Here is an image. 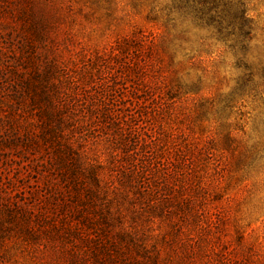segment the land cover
I'll use <instances>...</instances> for the list:
<instances>
[{
  "label": "rangeland",
  "instance_id": "rangeland-1",
  "mask_svg": "<svg viewBox=\"0 0 264 264\" xmlns=\"http://www.w3.org/2000/svg\"><path fill=\"white\" fill-rule=\"evenodd\" d=\"M52 104L111 196L133 173L126 264H264V0H0V264H67Z\"/></svg>",
  "mask_w": 264,
  "mask_h": 264
},
{
  "label": "trees",
  "instance_id": "trees-1",
  "mask_svg": "<svg viewBox=\"0 0 264 264\" xmlns=\"http://www.w3.org/2000/svg\"><path fill=\"white\" fill-rule=\"evenodd\" d=\"M81 84L83 86H94L93 83ZM102 91L96 92L97 97L103 95ZM57 106L55 104L51 105V122L53 121L54 125H51L49 132H51V142L57 145L56 169L61 181L64 183L63 193L67 201L65 204L69 206V212L53 227V236L62 245H65L66 242L71 244L68 249L60 246L62 250H58L64 256L67 264H86L88 260H91L92 264H126L125 260L122 259V253L119 252L117 247L122 239L116 242L117 240L114 237L109 236L106 229L102 227V221H107L104 218L108 217L107 226L105 227H108V223L111 226L113 222L117 221L114 215L115 212L112 209V205L116 200L119 207L124 206L122 204L124 201L127 203L125 207L131 206L128 188L132 183H135L133 173L118 171L117 174L120 179L128 187L125 188V185L119 182L118 187L115 189L117 195L113 194L111 196L107 182L103 180V173L104 170L107 173L110 170L112 171L113 164L110 163L111 167H106L98 161L93 164L83 162V154L74 149L70 141L62 137L65 125L76 121L74 109ZM82 117L80 120L84 123H81V128L87 125V122L84 121L85 118L96 117L102 123L108 120L107 111L104 112L98 109L95 104L87 106ZM144 144L145 147H141L142 151L146 150L147 145L145 142ZM121 146L123 145L119 142V146L117 145L116 148L120 149ZM120 150L123 151L122 148ZM123 152L126 156H122L121 161L126 162L128 149ZM164 153L158 151L157 155H159L158 157L156 155V160L159 162L169 161L168 158H164ZM181 153V150H176L175 155L177 157L172 159V163L178 161V155ZM103 213L105 214L103 215ZM102 216L104 217L102 218ZM102 239L105 240V243ZM75 240L78 241L80 248L79 246L76 247L77 244L74 245ZM80 249H83V251L81 252Z\"/></svg>",
  "mask_w": 264,
  "mask_h": 264
}]
</instances>
